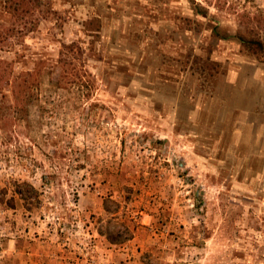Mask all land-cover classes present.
Wrapping results in <instances>:
<instances>
[{
	"label": "rangeland",
	"instance_id": "obj_1",
	"mask_svg": "<svg viewBox=\"0 0 264 264\" xmlns=\"http://www.w3.org/2000/svg\"><path fill=\"white\" fill-rule=\"evenodd\" d=\"M252 40L264 0H0V264H264Z\"/></svg>",
	"mask_w": 264,
	"mask_h": 264
},
{
	"label": "trees",
	"instance_id": "obj_2",
	"mask_svg": "<svg viewBox=\"0 0 264 264\" xmlns=\"http://www.w3.org/2000/svg\"><path fill=\"white\" fill-rule=\"evenodd\" d=\"M244 46H246V47H250L253 51H261L262 53H264V43H262V42H260V41H254V40H252V41H250V42L245 41V42H244ZM24 184L26 185V182H25ZM27 185H28L31 189H33V191H34V188H32V186H31L30 184L27 183ZM17 193H18L19 197H20L22 200L25 201L26 196H23V193H22L21 191H19V190H18ZM105 203H107V200L105 201ZM105 207H106L105 210L109 212V210H108L106 204H105ZM111 240H112V239H111Z\"/></svg>",
	"mask_w": 264,
	"mask_h": 264
}]
</instances>
